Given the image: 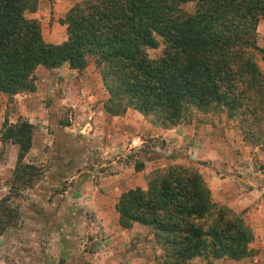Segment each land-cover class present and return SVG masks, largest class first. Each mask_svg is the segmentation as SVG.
<instances>
[{
  "label": "trees",
  "instance_id": "trees-1",
  "mask_svg": "<svg viewBox=\"0 0 264 264\" xmlns=\"http://www.w3.org/2000/svg\"><path fill=\"white\" fill-rule=\"evenodd\" d=\"M187 3L191 11L183 8ZM36 8V0H0V92L6 95L31 92L37 66L79 69L90 56L111 115L133 109L167 128L196 113L217 114L235 119L246 134L256 127L246 120L264 117V48L255 42L264 0H81L65 12L66 36L58 45L44 42L37 21L26 17ZM158 45V57L150 58L146 49ZM31 127L17 121L2 137L17 146L14 172L29 178L34 167L20 159ZM144 182L143 189L122 193L115 208L121 228L148 227L158 250L152 264L246 256L250 230L239 214L212 201L196 169L156 168Z\"/></svg>",
  "mask_w": 264,
  "mask_h": 264
},
{
  "label": "rangeland",
  "instance_id": "rangeland-1",
  "mask_svg": "<svg viewBox=\"0 0 264 264\" xmlns=\"http://www.w3.org/2000/svg\"><path fill=\"white\" fill-rule=\"evenodd\" d=\"M183 8L191 11L193 4ZM67 10L58 16L50 12L48 17L49 26L52 21L58 22L64 35L65 25L60 22ZM160 50L158 45L146 49V53L156 58ZM259 65L264 69V62ZM51 69L37 66L32 72L31 104L36 115L30 121V147L20 159L34 167L36 174L32 178L14 172L17 146L2 139L7 125L29 119V115L19 114L18 95L30 92H0V264H136L137 260L146 264L142 260L149 259L148 253L142 258L143 254H139L145 244L135 240L128 246L126 237L115 238L117 229L105 223L111 220L112 210L117 213L119 196L129 189V181L118 186L119 191L112 189L117 167L121 178L132 179L138 163L153 169L182 165L197 171L210 166V162L231 163V171L224 169V173L238 177L249 189H264V117L246 120L256 124L249 134L235 119L217 114L207 119L196 113L189 120L161 128L148 123L133 109H128L132 113L120 115L104 110L107 93L92 57L87 56L86 64L73 69L75 72L58 75V80ZM77 75H86V81ZM140 120L150 128L142 131ZM56 127L63 133L54 132ZM68 160H79L76 166L80 167L68 178L54 182L53 161L64 165ZM111 161L116 171L106 165ZM248 196L244 208L233 211L250 230L248 253L239 260L222 258L223 264H251L256 258L264 264V201H260L264 191ZM118 227L124 229L119 224ZM130 246L136 247L137 260L132 250L126 251ZM155 256L156 253L150 264ZM199 262L193 259L190 264Z\"/></svg>",
  "mask_w": 264,
  "mask_h": 264
},
{
  "label": "crops",
  "instance_id": "crops-1",
  "mask_svg": "<svg viewBox=\"0 0 264 264\" xmlns=\"http://www.w3.org/2000/svg\"><path fill=\"white\" fill-rule=\"evenodd\" d=\"M77 1L78 0H36L37 2L36 10L32 13L26 14V17L33 18L39 22L40 35L44 42L53 44V45H58L65 39L64 28L60 26L59 23L56 21H52L49 26L48 24L49 14L51 12L54 16H58L59 14L67 10L71 5H73L74 2H77ZM256 44L264 48V20L258 21L256 25ZM51 70L53 71L55 79H57V76L60 74L67 75V72H72V73L75 72V70L68 68L67 64H62L61 66L57 68H53ZM77 76H79V79L86 81V78H87L86 75H82V76L77 75ZM32 96H33V92L18 95V105H19L18 108L20 110L19 114L27 116V117L29 115V119L27 118V122L30 124H32L30 121L31 119H33V115H36V112L33 111L34 106L31 104ZM62 100H65V98ZM128 113H132V112L127 109L125 111V114H128ZM138 123L141 124L142 131H144V129L150 128V124H148L145 121L141 122L140 120V122ZM54 132L63 133L62 130H60L57 127L54 128ZM36 153L37 152H35V154ZM74 153L75 152H73L72 154ZM94 155H97V154H94ZM188 158L193 160L196 157L193 158L192 156H189ZM53 162L54 163L52 164V168H51L53 175L51 178L54 182L68 178L69 175L75 173L77 171V168L80 167L79 165L76 166L77 164H79V160L78 161L68 160L64 165L63 163L56 164L55 161ZM106 165H108L109 167H112L111 169L113 171H116L114 168L115 166L113 164V161H111L110 163H107ZM230 165L232 164L230 163L229 165H223V164H216V163L210 162V166L201 167V169H198V172L202 175L204 181L206 182L208 186L212 201H214L217 204L226 206L234 212H239L246 205V200L247 198H249L248 195H252L253 192L256 195H261L264 189L261 187L258 190L257 188L249 189L245 187L244 182L240 180L238 177H234L228 173H224L222 171L224 169L231 171ZM153 167L154 166H147L146 163H144L142 166V170L140 171L132 170L134 171L133 175L131 176L132 179L121 178L123 177L121 174L122 172L120 171V167H117L119 170L116 171V173H114V175L117 176V180H116L115 186L112 189H114V191H119V187H121L122 184L126 183L127 181H129L128 183L129 189H132L135 187L143 189L145 187L143 174L153 169ZM195 167L198 168V165H195ZM74 177L75 176H71V179ZM261 177H264V175H262ZM246 191H248V193H245ZM260 198H262L260 199V201L263 202L264 198L263 197H260ZM111 215H112L111 220H107L105 223L108 224L110 228H114V230L115 228L117 229V231L115 230L113 236L115 238L126 237V239L128 240L126 244L128 246H129L128 244L129 241H135V240L140 241L141 240V242L144 243L145 246H142V249L139 252V254H143L141 255L140 258H142L144 255L146 256L147 255L146 253H148V256H150L149 259L148 260L144 259L142 261L146 262V264H150L151 263L150 259L152 260V256L155 255V253H158V250L155 247V245L152 243V241L150 240V237L148 235V227L138 222H132L128 228L120 229L117 224L118 214L112 210ZM111 238L112 237L110 236L109 239ZM127 245H125V247ZM131 250L133 251L132 253H135L134 258H136L137 260L139 255L136 253L137 252L136 247L130 246L129 248L126 249V251H131ZM257 259L258 258L251 261V264H262ZM223 261L224 260L222 258L214 259L212 260V264H223ZM130 263L133 264V262H130ZM135 263L141 264L138 260ZM229 263L236 264L237 261H233Z\"/></svg>",
  "mask_w": 264,
  "mask_h": 264
}]
</instances>
